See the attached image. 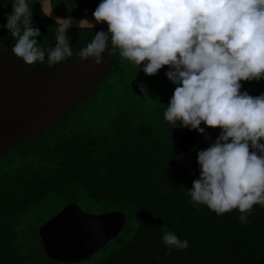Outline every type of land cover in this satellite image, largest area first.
I'll list each match as a JSON object with an SVG mask.
<instances>
[{
	"label": "trees",
	"instance_id": "obj_1",
	"mask_svg": "<svg viewBox=\"0 0 264 264\" xmlns=\"http://www.w3.org/2000/svg\"><path fill=\"white\" fill-rule=\"evenodd\" d=\"M5 2L6 7L0 6V25L12 11L13 0H0V5ZM28 2L41 32L37 39L46 48L56 40L55 22L42 14L38 0ZM100 2L54 0L53 8L60 15L92 18ZM107 28H70L68 35L93 39L95 32ZM109 57L114 63L105 78L77 104L102 89L94 97L113 102L109 122L75 124L54 134L62 118L48 128L54 129L52 135L43 137L44 131L0 155L1 159L11 151H25L15 160L0 162V264H264V207L254 206L249 223L243 224L237 210L218 216L206 206L193 207L187 195L200 173L197 152L209 147L220 130L206 129L212 140L204 136L202 142L193 130L200 139L196 150L182 151L177 140L189 129L170 128L163 118L176 87L165 75L167 66L149 76L122 60L118 51ZM95 65L91 58L80 60L78 70ZM110 76L113 81L107 80ZM141 84L148 95L140 92ZM241 90L260 95L264 79L243 82ZM71 202L81 208L84 203L94 213L120 210L127 220L125 228L91 258L64 263L47 256L39 228ZM38 212L46 214L40 223L32 219ZM164 227L186 239L187 249L165 246Z\"/></svg>",
	"mask_w": 264,
	"mask_h": 264
},
{
	"label": "clouds",
	"instance_id": "obj_2",
	"mask_svg": "<svg viewBox=\"0 0 264 264\" xmlns=\"http://www.w3.org/2000/svg\"><path fill=\"white\" fill-rule=\"evenodd\" d=\"M50 13L42 6L43 15ZM92 16L106 22L107 31L95 32L76 52L68 35L71 16L56 18L54 46H40L28 0H13L0 28L8 30L12 53L27 66L46 60L54 67L73 57L100 65L106 51H118L149 76L167 66L165 75L176 86L163 113L170 128L195 130L205 139L206 129L220 130L197 152L199 177L187 189L193 207L218 216L237 210L238 220L249 223L254 206L264 207V93L241 89L243 82L264 79V0H101ZM79 27L94 25L85 18ZM139 89L148 95L145 85ZM162 242L170 249L188 247L166 227Z\"/></svg>",
	"mask_w": 264,
	"mask_h": 264
},
{
	"label": "water",
	"instance_id": "obj_3",
	"mask_svg": "<svg viewBox=\"0 0 264 264\" xmlns=\"http://www.w3.org/2000/svg\"><path fill=\"white\" fill-rule=\"evenodd\" d=\"M38 3L41 10L43 6L45 11H51L46 17L53 22L57 17H68L57 13L51 0H38ZM81 19L85 18L72 17L71 28H80ZM86 19L93 28L108 27L106 22L96 23L93 17ZM69 40L76 52L92 39L69 37ZM55 43L56 40L50 42L47 48ZM14 44L8 30L0 28V155L68 115L100 84L114 63V58L106 54L104 63L88 70H78V57L54 67H48L46 60L44 64L27 66L12 53ZM177 144L182 151L190 152L198 146L199 138L193 130H188L178 138ZM126 220V214L120 210L93 214L71 202L40 226L41 244L50 259L77 263L104 248L125 228Z\"/></svg>",
	"mask_w": 264,
	"mask_h": 264
},
{
	"label": "rangeland",
	"instance_id": "obj_4",
	"mask_svg": "<svg viewBox=\"0 0 264 264\" xmlns=\"http://www.w3.org/2000/svg\"><path fill=\"white\" fill-rule=\"evenodd\" d=\"M111 74H112V72L110 73V75ZM107 80L113 81V76H110ZM105 88H110V86H106ZM101 91H102V89L100 90V92L98 90L95 93H93L89 98L86 99V101L82 105H78L71 113H69L67 116H65L61 120V122L59 123L58 129H56L54 132H53L54 129L46 130L45 133L43 134V137H48V136L52 135V132L54 134L65 132L69 129H72L73 125H75V124L79 125L80 123H83L84 126L88 127L90 125H95L97 123L98 124H104V123L109 122L110 118L112 116V112L114 110V104L112 101L107 102V104L102 102V101H97V99L94 96L100 94ZM159 107L160 106L157 104L154 109L156 110ZM162 110H163V107L159 110V112L157 114H160ZM198 135H199V137H201V142H202L205 135L204 134L202 135L200 133H198ZM218 135H219L218 133L213 134V136H212L213 140H212L211 136L209 138H211L212 142H214L215 139L218 137ZM199 141H200V139H199ZM26 147L28 148V146H25L24 149H26ZM24 152L25 151H23L22 148L19 151H13V152L11 151L9 153V155H7L4 158H1L0 162H4L7 160H15L16 158H18L19 154H22ZM81 206H82V209L84 211L89 212V213H93V214L103 213V212H98V213L90 212L89 206H84V203H81ZM111 211H113V210H111ZM45 218H46V214L44 212H38L36 215H33V217H32V219L34 221L37 220L39 223L41 221L45 220ZM28 234H30V235L33 234V231L31 228L29 229Z\"/></svg>",
	"mask_w": 264,
	"mask_h": 264
},
{
	"label": "flooded vegetation",
	"instance_id": "obj_5",
	"mask_svg": "<svg viewBox=\"0 0 264 264\" xmlns=\"http://www.w3.org/2000/svg\"><path fill=\"white\" fill-rule=\"evenodd\" d=\"M52 1V5H54V0H51ZM53 8V7H52ZM55 10V9H54ZM9 35H10V33H9ZM46 48H47V46H46Z\"/></svg>",
	"mask_w": 264,
	"mask_h": 264
}]
</instances>
